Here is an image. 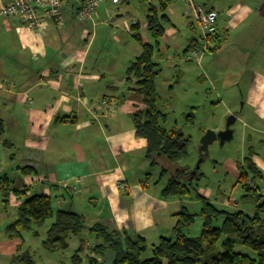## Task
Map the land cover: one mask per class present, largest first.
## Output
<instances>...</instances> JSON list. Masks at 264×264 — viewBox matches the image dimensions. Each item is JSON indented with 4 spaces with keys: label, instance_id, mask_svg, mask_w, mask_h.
I'll return each instance as SVG.
<instances>
[{
    "label": "crops",
    "instance_id": "obj_1",
    "mask_svg": "<svg viewBox=\"0 0 264 264\" xmlns=\"http://www.w3.org/2000/svg\"><path fill=\"white\" fill-rule=\"evenodd\" d=\"M9 1L0 0V176L7 175L14 187H24L26 195H49L57 209L84 215L87 230L102 224L141 234L153 245L163 237H173L175 214L186 206L180 197L163 195L166 180H161V167L154 166L146 155L147 141L137 135L133 110L122 114L121 103L113 104L120 101L113 96L115 92L120 94L123 87L130 90L126 70L143 51L141 43L137 50L128 47L130 37L135 39L133 25H140L143 43H152L149 6H160L165 0H145L143 22L131 23L135 20L123 17V10L137 0H123L120 6L106 0L95 20L69 13L64 27L47 21L41 29L17 16H5L2 10ZM195 1L219 15L214 48L197 63L203 70L200 77L211 81L210 95L215 94L217 102L242 99L238 120L251 132L264 134V0ZM178 3L180 0L169 7L172 18L166 10L169 19L164 22L159 63L166 52L180 46L181 29L174 16L187 35L184 57L186 48L197 39H190L189 26L196 24L176 12ZM124 5L129 6L122 8ZM117 73L121 75L115 76ZM180 73L185 71L180 69ZM123 94L130 95V102L137 101L135 107L143 102V96L134 91ZM245 108L250 109L248 113ZM5 149L9 154L4 155ZM2 152L9 166L4 165ZM254 161L264 171V156L257 152ZM24 167L32 173L24 174ZM222 200L225 206L235 202L231 211L240 208L236 198ZM7 206L19 205L11 199ZM87 232L82 238L87 239ZM94 245L89 242L86 251L91 252ZM0 250V264L6 259L15 264L13 257L19 254L32 256L35 264H45L37 259L40 249L26 245L25 238L11 239L5 234ZM108 251L104 259L113 264L115 253Z\"/></svg>",
    "mask_w": 264,
    "mask_h": 264
},
{
    "label": "trees",
    "instance_id": "obj_2",
    "mask_svg": "<svg viewBox=\"0 0 264 264\" xmlns=\"http://www.w3.org/2000/svg\"><path fill=\"white\" fill-rule=\"evenodd\" d=\"M172 1L165 0L160 6H149L148 29L158 43L165 34L164 22L169 19L166 10ZM198 25L200 26L199 23ZM133 28L134 38L143 45L142 53L126 70L129 89L142 95L145 105L144 109L132 113L137 135L147 141L146 155L152 164L161 167V180L169 176L162 191L163 195L183 197L195 191L202 202V208L194 213L184 207L175 214V235L163 237L158 244H154L153 254L148 258L144 257L149 249L145 236L128 231L119 232L102 224H95L89 231L95 235L96 241L85 264H101L100 258H104L108 250L115 253L113 264H264V188L259 182L264 179V171L254 161V155L258 151L253 146L249 147L244 159L237 163L240 171L237 182L241 184L243 193L238 202L240 208L232 211L219 208L199 193L195 181L202 178L200 168L196 174L189 168L172 171L173 164L188 157L191 138L180 129L167 128L168 114L160 106L161 95L156 84L161 73V64L155 59V44L143 43L138 31L139 24L133 25ZM197 41L195 39L190 43L186 53ZM188 118L193 122L194 114H189ZM32 171L29 167L23 169L24 174ZM23 189L25 190L24 187H14L7 175L0 176V191L6 206L11 202L13 193L23 197V202L17 208L18 216L7 224L5 234L11 239H24L26 231H32L35 226L43 227L49 219H54L43 240V247L50 252L65 250L70 246L72 236L80 237V246L72 256L71 264H82L84 250L89 245L88 240L82 238L87 228L85 216L74 211L57 209L49 195H26L27 190L22 192ZM197 216L203 218V230L200 235L192 236L189 231ZM221 219L222 222L216 224ZM38 234L39 231H35V235ZM238 243L252 248L257 257L237 251ZM13 262L35 264L36 261L30 255L19 254L13 257Z\"/></svg>",
    "mask_w": 264,
    "mask_h": 264
},
{
    "label": "rangeland",
    "instance_id": "obj_3",
    "mask_svg": "<svg viewBox=\"0 0 264 264\" xmlns=\"http://www.w3.org/2000/svg\"><path fill=\"white\" fill-rule=\"evenodd\" d=\"M145 0H137V3H131L132 5L129 8H125L129 5H124L123 17L127 19V21H131V23L144 21L146 19V9L143 8V3L145 4ZM176 0H173L168 6L167 13L172 18L169 12V7H174ZM176 8L180 12V15L189 20V23L196 24L194 28L190 27L191 37L199 39L202 35V29L198 26L194 15L190 11L189 4H185L184 1L180 0V4ZM175 5V6H176ZM115 6V5H114ZM120 6V5H117ZM137 7L141 9H137ZM185 13V15H184ZM176 25L180 27L181 31H179V43L180 46L178 48H174L172 52L166 54L161 57V73L157 77L156 84L157 90L161 95L160 106L168 114V120L166 122V126L169 129L175 128L182 130L186 136H190L191 141L188 146L189 155L187 158L178 161L173 164L171 167L172 171H176V169L180 168H189L190 171L196 169L199 160L201 158V138L206 133L207 130L212 129L215 131H221L226 129L227 121L231 114L241 113V109L243 107L244 101L242 99L235 100L234 103H231L227 100H224L222 103L217 102L218 98L216 95H210L213 87L210 80L201 78L200 75L203 70L198 68L197 62L188 61L184 57V48L187 41V35L184 33V29L182 28V23L173 17ZM169 23V22H168ZM166 23V24H168ZM140 31V30H139ZM146 29H143V32L146 33ZM150 35V34H149ZM125 35H123L124 37ZM127 36V35H126ZM153 42L155 44V59L159 58V48L160 43L162 46L164 45L163 40L159 39V43L153 37ZM130 49H136L140 47V42L136 39H132L130 37ZM151 39V38H150ZM177 43V41H176ZM173 45L170 41L169 45ZM171 55V56H170ZM159 61V60H158ZM180 69L185 71L184 73H180ZM121 73L115 74V76L119 77ZM112 74L109 73V78ZM119 90V89H117ZM121 93L117 94L115 92L113 94L114 97L119 99V102L115 101L113 104L115 107L120 105V113H128L131 110L136 111L139 109H144L145 105L141 101H138V105L135 107V101L130 102V95L125 96L123 92H129L128 88L124 90V87L121 89ZM124 90V91H123ZM209 92V93H208ZM129 96V97H128ZM113 97V98H114ZM127 98L124 102V99ZM123 101V103H122ZM196 106V108H193ZM231 108V112H227V110ZM250 109L245 108L244 113H248ZM194 114L193 122L189 120L188 115ZM232 128L234 129V138L224 145L221 144L220 140L215 141L210 145L209 156L205 158V160L200 165V171L202 174L201 179H197L195 181L196 187H200L201 191L210 197L211 201L216 204L221 209L231 210L232 207L236 206L235 202H231V205L228 204L225 206L222 204L223 198L228 199H237V203L240 202V197L243 193V189L241 184H238V176L239 169L237 167V163L242 161L245 155L248 153L249 147L253 146L256 151L260 153V155L264 156V134L251 132L250 128L244 124L241 120H238ZM253 133L254 135L248 136ZM9 151L5 149L4 155ZM9 154V153H8ZM4 165L9 166L10 163L5 160V156H3ZM238 175V176H237ZM169 177H165L167 180ZM260 184L264 188V179L259 180ZM2 194V193H0ZM2 197V196H0ZM182 200V205L186 206L191 212H199L202 208V202L197 197L195 191L189 196L180 197ZM14 204V203H13ZM17 205V204H14ZM2 209V212H1ZM18 216V209L6 206L2 201L0 203V241H2L5 236L4 229L7 224L16 219ZM54 219H49L43 227L35 226L32 231H26L24 234V238L26 240V245H32L35 250L39 251L37 259L39 261L45 262V264H71L72 256L75 254V251L80 246V239L77 236H72L70 238V246L65 250H60L56 252H50L43 247V240L47 236V231L50 225L53 223ZM222 219L217 221L216 224H220ZM87 230V229H86ZM203 230V218L201 216H197L195 222L193 223L189 233L192 236H198L202 233ZM35 231H39V234L36 236ZM88 231V232H87ZM85 231L87 232V239L89 242H95L96 237L94 234H91L89 229ZM84 233V234H85ZM92 243H90L91 245ZM152 246L153 242H149V249L145 254V258L152 256ZM237 251L250 254L254 257H257L256 251L252 248L244 245L243 243H238L236 246ZM1 251V250H0ZM3 251V250H2ZM90 252L84 250L83 258L84 261L82 264L87 262V256ZM109 253V251L106 252ZM1 260V259H0ZM105 261L104 258L101 260V264ZM105 264L107 261H105ZM11 261L5 260L4 264H10Z\"/></svg>",
    "mask_w": 264,
    "mask_h": 264
},
{
    "label": "built area",
    "instance_id": "obj_4",
    "mask_svg": "<svg viewBox=\"0 0 264 264\" xmlns=\"http://www.w3.org/2000/svg\"><path fill=\"white\" fill-rule=\"evenodd\" d=\"M106 0H10L3 7L5 16H17L23 22L35 29L44 28L47 21H53L61 28L64 27L69 13L72 17L82 20H95L98 11ZM119 5L123 0H111ZM190 11L200 24L202 35L197 43L186 53V59L200 63L213 48V43L219 35L218 12L208 9L202 3L195 0H186ZM103 105H106L103 102ZM22 192H26V189ZM14 204L23 202L21 194L13 193L11 196Z\"/></svg>",
    "mask_w": 264,
    "mask_h": 264
},
{
    "label": "water",
    "instance_id": "obj_5",
    "mask_svg": "<svg viewBox=\"0 0 264 264\" xmlns=\"http://www.w3.org/2000/svg\"><path fill=\"white\" fill-rule=\"evenodd\" d=\"M238 121V117L236 114H231L227 121V127L221 131H215L209 129L201 138V158L196 169L193 173H197L200 168L201 163L209 156L210 145L215 141L220 140L221 144L224 145L226 142L232 140L234 138V129L232 126Z\"/></svg>",
    "mask_w": 264,
    "mask_h": 264
}]
</instances>
